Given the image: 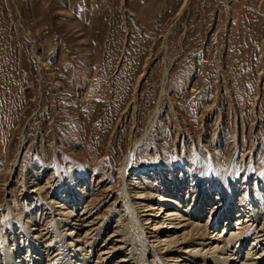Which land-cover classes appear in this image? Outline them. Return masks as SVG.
I'll return each mask as SVG.
<instances>
[{
	"label": "rangeland",
	"instance_id": "374dc122",
	"mask_svg": "<svg viewBox=\"0 0 264 264\" xmlns=\"http://www.w3.org/2000/svg\"><path fill=\"white\" fill-rule=\"evenodd\" d=\"M168 197L264 252V0H0V264H173Z\"/></svg>",
	"mask_w": 264,
	"mask_h": 264
},
{
	"label": "bare ground",
	"instance_id": "6f19581e",
	"mask_svg": "<svg viewBox=\"0 0 264 264\" xmlns=\"http://www.w3.org/2000/svg\"><path fill=\"white\" fill-rule=\"evenodd\" d=\"M165 72H167V69H166ZM165 75H166V73H165ZM134 149H136V148H134ZM131 152H132V154L130 155L129 159H132L133 153H135L133 150ZM77 178H79V177L76 176V178L74 180H76ZM43 189L44 188L39 187L38 189H36L34 191H39L38 193H43V191H44ZM149 199H152L153 200L154 198H149ZM157 201L159 203H161L162 205H159L158 206L156 204V205L152 206V205H148V203H147V205L149 207L147 205H145V207H148V209L143 210V211H147V212L148 211L155 210V209L156 210H158V209L160 210V212L155 217H161V216H163V217H162V219H160L159 222H157L156 227L153 228L155 234L157 233L156 232V229L163 230L164 227H166V226L169 227L171 224L169 225L168 221L178 220L181 217H185V216H191L192 217V218H189V217H185L184 218L183 221H185V223L186 222H188V223L181 226V227H185V228H183V230H184L183 233H180L179 232L178 228L180 226L179 227L177 226L178 228H174L175 231L173 233H168L170 231H166L165 232L166 234L164 236H162L163 240H161V243L164 242V244H162V245H164V251H163V253L165 254L166 257L171 258L170 260L173 261V264H180V262H182L181 257H184V254L183 253L190 252V251H191V253H194V257H196V258L193 259V262L196 263V264H234L233 262L232 263H229V259L230 260H234L235 259V258H233L234 256H231V257H229V259H227L226 255H224L225 253H221V252H226L231 244L234 245V248L235 249L237 248V250H240V247H242L245 244L246 240L249 239V235H245L244 234L246 232L249 234V232H250V230L247 228V226H245V224H246L245 221H247V220H243V219L241 220V218L239 217L238 219H236L237 226H236V228H234L231 231L232 233H231L230 238H222L223 236L221 234L220 237H218V239H221V240H218L217 242H215V240L208 241L206 243L204 242L205 244L210 245V249H213L212 254L214 255L213 257H214L215 260H212L211 258H209V255L206 256L205 254H202L201 253V252L204 251V249H200V250H195L194 249V250H191V248L189 246L187 247L185 245V243L194 242L197 239L205 238V237H208L210 235L211 232L209 231L208 225L207 226H205V225L203 226V225H201L199 223H196V221H194V220H198L197 218H200L201 217L200 216L201 214H197L196 212H195L196 213L195 214V213H193L191 211L189 213V211H187L189 213L188 215H182V216H180L181 213L178 210V208L164 210V206H168V204L166 202H171V203H174L176 205H179L172 198L168 197L167 201H164V200H157ZM162 201H164V202H162ZM200 212H202V211H199L198 213H200ZM231 214L232 213L229 214L228 212L225 211V215L224 216H225V218H226V220L228 222H229V219L231 218ZM150 221H151V219H147V222L146 223H150ZM227 221H226V223H227ZM219 224H220L219 221L216 220V222L213 224V227L212 228L216 229L217 227H219ZM230 224H231V221H230ZM100 226L102 228L103 227V224H101ZM187 229H188V231H187ZM247 229L249 231H247ZM100 230L101 229H99L98 231H100ZM90 232L91 231L88 230L87 233L85 234L84 238L88 237L89 234H90ZM215 232H216V230H214V233L212 235V238H213ZM97 234H99V233L97 232ZM253 236H254L253 237L254 239H253V242H252V246H250V249H252V252L255 251V255H258V253L260 252L259 251L260 247L264 246L263 240H261V238L259 236H257V235H256L257 237L255 235H253ZM114 237H115V235H114ZM216 237H217V235H215L214 238H216ZM237 237L239 238V240L241 241V243L236 242V240L238 239ZM114 240L116 242L119 241L117 239H114ZM187 241H190V242H187ZM128 243L129 242L127 240L124 244H128ZM94 244H95V242H94ZM118 244H119V242H118ZM131 245H132V243H131ZM134 245L135 244H133L132 246L134 247ZM132 246L130 248H132ZM135 246L137 248V245H135ZM121 247H122V245L119 244L118 247H116V248H121ZM112 248H114V247H112ZM116 248H114V249H116ZM137 249H139V247ZM137 249L135 251L129 250L130 252L128 254H126L124 257L119 258L117 263H119V264H132V262H134L136 260L137 261L136 262L137 264H144L142 262V259H144L142 257V253L143 252H141L142 251L141 250L142 248L140 249V252H137V251H139ZM253 249H255V250H253ZM233 252H234V250H233ZM110 253H111V251L109 249H102V253L100 255H103V256L104 255H107V256H105L104 259H103V256H102L101 257L102 260L100 262L107 261V259L110 257ZM196 253H200L202 255L198 256V258H197V255H195ZM217 253H221V254H217ZM263 253H260V255H263ZM260 255L258 257H256V258H254V263H252V264H264V261H258L257 260V259L261 258ZM100 262H98V264ZM7 263L8 264H11V261L10 260H7ZM183 264H189V263L188 262H184ZM243 264H250V263H249V261L248 262L244 261Z\"/></svg>",
	"mask_w": 264,
	"mask_h": 264
}]
</instances>
